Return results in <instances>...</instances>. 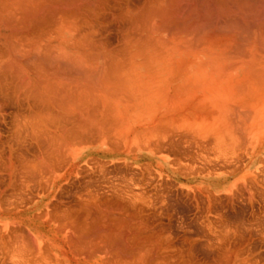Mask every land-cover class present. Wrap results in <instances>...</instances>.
Wrapping results in <instances>:
<instances>
[{"label":"bare ground","instance_id":"1","mask_svg":"<svg viewBox=\"0 0 264 264\" xmlns=\"http://www.w3.org/2000/svg\"><path fill=\"white\" fill-rule=\"evenodd\" d=\"M7 111L17 130L11 136L10 127L9 138L17 134V142L10 143L6 135L7 163L0 171L9 174L6 180L0 174V198L9 195L13 210L38 197L39 176L75 169L77 160L92 154L111 157L107 162L112 169L123 167L131 178L142 169L141 174L147 171L156 182V176L184 179L179 184L183 191L237 188L239 180L229 181L230 176L264 168V0H0V119ZM199 159L212 170L203 162L206 170L197 163L192 167ZM235 160L242 164L234 165ZM185 168L215 177L204 180L207 184L197 182L200 176L186 174ZM146 177L144 183L151 185L154 181ZM135 180L138 194L133 189L124 196L126 190H121L124 200H109L118 208L103 209L108 199L102 200L97 188L75 193L82 196L79 201L75 197L76 207L75 200L70 203L74 198L67 200L72 207H63L66 199L62 206L51 203L44 216L48 221L64 228L79 226L65 242L71 259L35 240L23 226H0V252L23 264H198L183 258L187 251V258L193 259L195 253L188 252L196 247L192 243V249L187 245L185 252L175 251L180 257L175 262L173 251L170 256L161 253L167 241L158 237L162 229L154 225L159 235L147 232L153 224L142 216L162 195L157 189L164 188L160 190L159 182L160 187L146 186L159 198L149 190L145 196L141 179ZM41 182L40 189L46 187ZM64 186L60 189H67ZM117 187L123 189L112 188ZM85 191L94 193L83 197ZM149 193L153 200L147 198ZM143 197L150 205L141 210ZM220 228L227 235L229 229ZM214 229L213 237L219 236ZM228 234L220 239L221 255L200 264H264L245 253L242 242L243 248L230 247L234 240Z\"/></svg>","mask_w":264,"mask_h":264},{"label":"rangeland","instance_id":"2","mask_svg":"<svg viewBox=\"0 0 264 264\" xmlns=\"http://www.w3.org/2000/svg\"><path fill=\"white\" fill-rule=\"evenodd\" d=\"M7 115H4V118H3V120H2V118L0 119V135H1V132L3 133L1 136H0V144H1V150L0 151H5V152H8L7 150V140L8 139H10L9 138V133H8V129H11V128H13V129H11V130H9V132L11 133L10 135L11 136H13L12 134H15L12 130H16L13 126H15L13 123H10V122H12V114H11V112H9V111H7V113H6ZM10 114H11V116H10ZM6 116H9V117H6ZM6 118V119H5ZM8 118H10V120L8 119ZM8 119V120H7ZM1 120H2V122H1ZM7 120V121H6ZM4 122H5V124H4ZM9 122V123H8ZM11 127V128H10ZM4 129V130H3ZM6 129V130H5ZM3 130V131H2ZM4 131H7L6 132V134L4 133ZM12 131V132H11ZM17 131V130H16ZM15 131V132H16ZM8 137H7V136ZM16 136H17V134L14 136L15 137V139H12V137H11V139H12V142L14 143V141L15 142H17V140H16ZM23 136V135H22ZM8 139H7V138ZM3 138V139H2ZM11 139L10 140H8L10 143H12L11 142ZM14 140V141H13ZM2 142V143H1ZM6 143V144H5ZM2 145H6L5 147L3 146L2 147ZM16 146V145H15ZM3 148V149H2ZM1 152L0 153V155L3 153V157H2V160H4L3 162H2V160H0L2 163H0V166H1V170H3V167H4V169H5V162L7 161L6 159H3L4 157L6 158V156H4V155H6L5 154V152ZM2 156V155H1ZM246 156L244 155V158H245ZM174 158V156L172 157V159ZM247 158V157H246ZM245 158V159H246ZM175 159V158H174ZM184 160V159H183ZM205 163V165H207V167H211L210 165H208L204 160H201V159H199V161L198 160H196L195 161V165H194V163H193V166L192 167H197L196 166V163H197V165L198 164H201V165H203V163ZM231 162V161H230ZM238 163V161L237 160H235V161H233L232 163L234 164V163ZM7 163V162H6ZM240 163V162H239ZM237 164V166H239L240 164H242V162L240 163V164ZM229 164V163H228ZM231 164V163H230ZM201 165H199L198 166V168L201 166ZM205 165H203V167L201 168L200 167V169L202 170L203 168V170H206L205 168H206V166ZM234 165H236V164H234ZM213 167V166H212ZM262 167H264V164H263V166ZM262 167H261V169H262ZM109 168L110 169H112L113 168V166H109ZM102 169H105V168H102ZM186 169V168H185ZM196 169V168H195ZM194 169V170H195ZM200 169H196L197 171L198 170H200ZM7 170V169H6ZM116 170H118V169H116ZM193 170V169H192ZM191 169H186L185 171L186 172H188V173H186V174H193V175H198V176H200L199 178H198V181L197 182H207V181H204V180H207V179H213L214 177H210V178H207V177H203V176H201V175H205L204 173H201V172H195L194 170L192 171ZM202 170V171H203ZM212 169L210 168V171H211ZM118 171H120V170H118ZM141 171H143L142 169H141ZM141 171L140 172H136V174L137 175H141V177L139 176H137V175H132V178H131V175L130 174H127V172L125 171V168H123L122 167V169H121V172H126L125 173V176H124V179H123V183H121L122 182V179L121 178H119V177H106L107 179H109V180H111V181H114L115 183H119L120 185L121 184H124V186H128L129 184L130 185H132L133 186V181L137 178H140L141 179V184L143 185V187H140V189L142 190L143 188H145V190H144V192H143V190H142V193H143V195H147L148 194V191L147 190H149V189H147L148 187H146V186H151L152 184L153 185H159V184H161V187H160V185H159V187L161 188L160 190H162V188H164V190H163V192L162 191H159L158 189H157V191L160 193H158L157 191V194H155V196L153 195L154 193H156V192H153L152 193V191H150L149 190V192H151L152 193V195H151V193H149V195H148V199L151 197V196H153L154 198H157L158 196V194L159 195H161V196H159L160 198L162 197V196H164V199H163V197L161 198L162 200H164V201H162V202H164L163 204H162V202L158 199H154V201H153V203H152V201H151V205L152 204H154V205H152V207L151 206H149L150 205V203H148L149 201H148V199L147 198H141V200L140 201H142L141 203L142 204H144L143 205V208H141V210L143 209H145V208H147V206H145V205H148L149 206V208H147V209H149V210H147V215L145 214L146 213V210H144L145 211V213L142 211V213H144L143 215L144 216H142V217H144V219H145V221H146V223L147 224H153L152 226L151 225H149V226H151L150 228H149V226H148V229H146V231L148 232L150 229H151V233H155V231H156V234H158L159 235V230L161 231V229H162V231H163V233H161L160 232V235L162 236V238H161V236L159 235L158 237L161 239V242H165V239L167 240L166 241V244H164V243H162V244H164V245H169V249L170 248H173L172 250H168V248L166 247V246H162V244H161V247H160V250L162 251H160L162 254H168L169 253V251H173L172 253H170V254H172V256H173V258H172V256L170 257V258H172L173 260L172 261H174L175 259H176V257H178V258H180L178 255L180 254V250H181V248H183L182 250L185 252V250L187 249L188 250V247L190 248V249H192L190 246H192L193 245V247H195V248H193L194 250H189L188 252L191 254V252H192V254L193 253H195V255H193L192 257H193V259L192 258H190V259H188L189 258V256H187L188 254H185V253H187V251L185 252V253H183V251L181 252V253H183V256L184 255H186V256H184L183 258L184 259H186V260H193L195 263H198V264H200V263H202L201 261L203 260V262H209L211 259L213 260V259H216V258H218L220 255H221V252H219V249H220V251H221V248H222V246L224 245L223 244V242L220 240V239H222L223 238V236L224 237H226V236H228L229 234H228V231H230V233H231V235H232V238H233V240H234V242H232V239H231V235L229 236L230 237V242L231 243H229L230 244V247H232V248H234L235 246L236 247H240V248H243L244 247V249H245V253H247V254H249V252H250V254L252 253V255H253V258L255 257V259L257 258L259 261H261V262H264V168L262 169V171L260 170L259 172H255V173H252V174H247V175H241V174H239V175H234V176H230L229 177V181H232V180H235V179H238L239 180V184H240V186H238L237 188H233L234 189V191L233 192H231L230 194H226V195H221V196H218V195H215V194H213L211 191H210V189H207V191H205L204 189H201V190H197L196 191V193L194 192V190H192V189H184V191L182 190V188L179 186V184L180 183H185L184 181V179H178V178H176V177H173V178H170L169 180L168 179H166V178H160V177H158V176H156V180H157V182L156 181H154L155 180V177H153L151 174H146L147 173V171H145V172H143L144 173V175H145V177H146V180L145 181H147L149 178V180L150 181H154V182H156V184L153 182H151L152 184L151 185H149L150 184V182L148 181V183H144V175H143V173L141 174ZM215 171V170H214ZM214 171H212L213 173H214ZM216 171H218V170H216ZM215 171V172H216ZM181 172H184V170L182 171L181 170ZM211 172V173H212ZM2 173V174H1ZM8 170L6 171V173H5V170L4 171H0V174L1 175H3V176H0V178L1 177H3L2 179H4V180H6V177H7V179H8ZM184 174V173H183ZM128 175H130V176H128ZM151 175V176H150ZM127 176V177H126ZM133 176H136L135 178L133 177ZM183 176H187V175H183ZM129 177V178H128ZM153 177V178H152ZM114 178V179H113ZM119 178V179H118ZM142 178H143V181H142ZM121 179V180H120ZM134 179V180H133ZM136 179V180H137ZM151 179H154V180H151ZM160 179V181H158ZM165 179H166V181H165ZM128 180V181H127ZM131 180H133L132 181V183H131ZM135 180V181H136ZM167 180L169 181L168 183H167ZM119 181V182H118ZM127 181V182H126ZM163 181H165V183H163ZM126 182V183H125ZM158 182H159V184H158ZM163 183V184H162ZM202 183V184H203ZM126 184H128V185H126ZM189 184H193L192 182L191 183H189ZM141 185V186H142ZM145 185V186H144ZM158 187V186H157ZM36 190H37V188H36V186L34 187ZM137 188V187H136ZM170 188V189H169ZM32 191L34 190L33 188H30ZM217 190H215V191H232L233 189H222V188H216ZM179 190H181V192L179 191ZM186 190V191H185ZM35 191V190H34ZM33 191V192H34ZM37 191H39V190H37ZM145 191H147V192H145ZM191 191V192H190ZM199 191V192H198ZM36 192V191H35ZM162 192V193H161ZM166 194H165V193ZM187 192V193H186ZM186 193V194H185ZM201 193V194H200ZM163 194H165V195H167V196H169L168 198L165 196V195H163ZM197 195V196H199L198 197V200L194 197V195ZM142 195V196H143ZM151 195V196H150ZM167 199H166V198ZM170 197H172V199L170 198ZM194 197V198H193ZM142 199H144V201L142 200ZM145 199H147V203L148 204H146V203H144L145 202ZM19 200V199H18ZM149 200H153V198L151 197V199H149ZM169 200V201H168ZM19 201H21V200H19ZM167 201V202H166ZM197 201V202H196ZM161 203V204H160ZM200 203V204H199ZM141 204V205H142ZM160 204V205H159ZM197 205V206H196ZM200 207H199V206ZM145 206V207H144ZM142 207V206H141ZM150 207H151V209H150ZM197 207H198V209H197ZM208 207V208H207ZM209 207H211V208H209ZM200 208V209H199ZM154 209V210H153ZM152 210V211H151ZM145 215L146 216H148L149 218L151 217V218H153V220H155L156 222L154 223V221L150 218V220L149 221H151V223L149 222V221H147V219H148V217H145ZM147 218V219H146ZM143 219V218H142ZM208 221H210V223L208 222ZM213 221V222H212ZM160 223H162L163 225L161 226V224ZM212 223H216V224H212ZM208 224H210V225H212L211 227H210V225H208ZM223 224V225H222ZM226 224V225H225ZM154 225L157 227V229H158V231H157V229H156V227H155V229H154ZM221 225V226H220ZM228 225V226H227ZM214 226V227H213ZM218 226V227H217ZM225 226V227H224ZM153 227V228H152ZM159 227V228H158ZM161 227V228H160ZM206 227H207V229H206ZM213 227V228H212ZM221 227V228H220ZM230 227H231V230H230ZM211 230H210V229ZM214 228H217V229H214ZM224 229V231H226V229H229V230H227V235H226V233L225 234H223L224 232H223V230H218V229ZM226 228V229H225ZM154 231H153V230ZM209 229V230H208ZM213 229L216 231L217 230V234H220L222 237H219V236H217V235H214V237H213V234H214V231H213ZM234 229V230H233ZM238 232H236V231ZM145 231V232H146ZM212 231H213V233H212ZM149 232V233H150ZM223 232V233H222ZM235 232V233H234ZM211 233V234H210ZM216 233V232H215ZM240 233V234H239ZM155 234V235H156ZM163 234V235H162ZM169 234V235H168ZM205 234V235H204ZM208 234V235H207ZM166 235V236H165ZM212 235V236H211ZM238 235V236H237ZM164 236V237H163ZM168 236V237H167ZM171 236V237H170ZM211 236V237H210ZM215 236H217V238H219L218 239V241L216 240V237ZM166 237V238H165ZM186 237V238H185ZM187 237L189 238V239H187ZM210 239H209V238ZM163 238H165V239H163ZM239 238V239H238ZM168 239H170L169 241H168ZM213 239H215V240H213ZM235 239H237V240H235ZM172 240H174V241H172ZM197 240V241H196ZM213 240V241H212ZM241 240V241H240ZM191 241V242H190ZM193 241H194V243H193ZM212 241V242H211ZM214 241H215V243L217 242H219V241H221V243H220V245H219V247L214 243ZM174 242V243H173ZM190 242V243H189ZM243 244H242V243ZM191 243H192V245H191ZM212 245H211V244ZM213 243L217 246V248L216 247H213ZM240 243H241V246H243L244 244V246L243 247H241L240 246ZM174 244V245H173ZM183 244V245H182ZM185 244V245H184ZM199 244V245H198ZM208 244H210L211 245V249H210V247H209V249L207 248V245ZM223 244V245H222ZM187 245H188V247H187ZM209 245V246H210ZM239 245V246H238ZM1 246V245H0ZM173 246V247H172ZM175 246V247H174ZM181 246V247H180ZM199 248H198V247ZM205 247V248H204ZM0 248H3L2 246L0 247ZM164 248V249H163ZM167 248V249H166ZM175 248H177V249H175ZM186 248V249H185ZM214 248H216V249H214ZM239 248V249H240ZM244 249H242L243 251H244ZM3 250V253H5V249H2ZM177 250V251H176ZM179 250V251H178ZM206 250V251H205ZM241 250V249H240ZM165 251H166V253H165ZM175 251L178 253L179 252V254L177 255L176 253H175ZM191 251V252H190ZM193 251H195V252H193ZM207 252V253H206ZM220 254H219V253ZM242 252V251H241ZM1 253V252H0ZM215 255H214V254ZM218 253V254H217ZM244 253V252H243ZM244 253V254H245ZM247 254H245V255H247ZM249 254V255H250ZM169 255V254H168ZM213 255V256H212ZM248 255V256H249ZM251 255V256H252ZM11 256V255H10ZM13 256V255H12ZM170 256V255H169ZM194 256H195V260H194ZM196 256H197V260L198 261H196ZM216 256H218V257H216ZM3 257V258H2ZM175 257V258H174ZM188 257V258H187ZM0 260L3 262V260H5V264L7 263H11V264H14V263H16L17 262V260L19 261L18 263H16V264H19V263H21L20 261V258L19 259H15L14 257H13V262H10V260L11 259H9V258H12V257H6V256H4L2 253L0 254ZM5 258V259H4ZM9 260H8V259ZM178 258H177V260H178ZM6 259L9 261V262H6ZM15 259V260H14ZM11 260V261H12ZM176 260V261H177ZM209 260V261H208ZM211 260V261H212ZM0 261V262H1ZM171 261V262H172ZM175 262V261H174ZM177 263V262H176ZM2 264V263H1ZM21 264H23V263H21Z\"/></svg>","mask_w":264,"mask_h":264},{"label":"crops","instance_id":"3","mask_svg":"<svg viewBox=\"0 0 264 264\" xmlns=\"http://www.w3.org/2000/svg\"><path fill=\"white\" fill-rule=\"evenodd\" d=\"M90 157H96V158H98V160H96V158H91V159H89ZM103 158V159H102ZM93 159V160H92ZM99 159H100V161L102 162V163H97V161H99ZM94 160H96V162H93ZM111 160V157H103V156H100V155H98V154H92V155H90V156H88L85 160H83V159H79V160H77V164H76V168L75 169H70V170H63L62 172H59V173H55L54 171H51V172H49V171H47V172H49V174H44V175H46V177H48V178H42V177H44V175H42V176H39L38 177V185L37 186H39V188H38V190H39V194H38V197L36 196V198H35V200L33 201V203L32 204H29V205H27L26 207H20L18 210H13L9 205H11L10 204V202H7V199L9 198L8 196L9 195H7V194H4V196L3 197H1L0 198V226L1 227H4L5 226V228H7V229H10V228H14V227H19V228H22V226H23V228H24V231L26 232V233H28L30 236H32L33 238H35V240H37V241H39V242H41V243H43V244H45V245H47V246H50L51 248H53V250H54V252H56V253H58L59 255H60V257H64V256H67V258H70L71 259V257L72 256H74V255H70V253L71 252H69V251H71V250H69L68 251V248H66V245H65V242L66 241H68V240H70L69 238H71L72 236H70V235H72V234H74V232L73 231H76V229H77V227H78V229H77V232H79V226L78 225H75V228H73V227H69V226H66L65 228L62 226H58V223H56V222H53V221H48V219L47 218H45L46 216H45V211L47 212V211H49L50 209H52V207H50V205L52 206V204L51 203H56V204H58V203H60V206H62L63 204H64V206L63 207H65V204L67 205L66 207H72V206H74L73 204H75V202L77 203L78 201H79V197H80V199L82 198V196L78 193V195H76L77 194V192H80L82 189H84V188H89V190L91 189H93L92 191H96V188L99 190V191H96V193L97 194H99L98 196L102 199V200H104L105 198H106V200L108 199V201H107V203H109L108 205H107V203L106 202H104V203H106V204H102L101 206H103L102 208L103 209H108V210H110L109 209V207H112V208H114V206H115V208H118V205H116L113 201H111V202H109V200H116V199H118L117 197H119V199L120 198H122L123 200H124V196H125V194H126V192L127 191H129V192H131V193H133L132 191H130V190H133L134 192L136 191V193H133V194H138L137 192H140V190H138L137 188L135 189V186H124V184H119V183H115L114 181H111V180H108L106 177H110L111 175V177H120V178H122V181H123V176H125V174H124V172H121V171H117L116 169H110V168H107V167H109L110 165L112 166L113 164L112 163H109V162H107V161H110ZM88 161V162H87ZM90 161H92V162H90ZM87 162V163H86ZM103 162H105V163H103ZM109 163V164H107V163ZM94 165H93V164ZM95 163H97V164H95ZM103 165V167L105 168V166H104V164L105 165H107L106 166V171H105V169H103L104 171L102 172V169L100 170V168H103V167H100L99 165ZM84 165H86V168H83V167H85ZM93 165V166H92ZM99 166V169L98 168H96V169H93V168H95V166ZM88 166V167H87ZM79 168H80V170L83 172L84 170V172H83V174H82V172L80 173V170H79ZM82 168V169H81ZM86 170L88 171V173H86ZM110 170H112L111 172H110ZM99 171V172H98ZM108 171V172H107ZM66 172V173H65ZM100 172H102L101 174H100ZM118 173L117 174V176H116V174H114V173ZM52 173V174H51ZM85 173V174H84ZM110 173V174H109ZM113 173V174H112ZM120 173V174H119ZM51 174V175H50ZM72 174L76 177H74V176H72ZM124 174V175H123ZM53 175V176H52ZM58 175H60V176H58ZM88 175V176H87ZM97 175H99V176H97ZM119 175V176H118ZM51 176H52V178H51ZM72 176V177H71ZM101 176V177H100ZM40 177L42 178L41 180L43 181V182H41L42 184L44 183V185L46 184V187H44L43 185V187L41 188V189H43V190H41L40 189V186H41V184H39L40 183V181L41 180H39L40 179ZM71 177V178H70ZM77 177H78V179H77ZM100 177V178H99ZM50 178V179H49ZM91 178V179H90ZM104 178V179H103ZM45 179V180H44ZM49 179V180H51V181H49L48 180V182H50L49 183V185L50 186H48V182H47V180ZM80 179H81V181H80ZM54 180V181H53ZM85 180V181H84ZM101 180V181H100ZM45 181L47 182V183H45ZM72 182V181H74L73 183H72V185H71V183L70 182ZM77 181V182H76ZM105 181V182H104ZM67 182H68V184H67ZM89 182V183H88ZM108 182V183H107ZM67 184V186L68 185H70V186H72L71 188H70V186H68V187H66V185L64 186V184ZM78 183V184H77ZM83 184H85L84 186H83ZM105 184V185H104ZM204 184H207V183H204ZM74 185V186H73ZM116 185L118 186L119 185V187H123V189L122 188H120V190H118L119 188L117 187V189L115 188H112V187H116ZM62 186H64L65 188H67V189H64V188H62V189H60ZM88 186V187H87ZM124 187L126 188V189H124ZM129 187V190H127V188ZM73 188V189H72ZM79 190H77V189ZM107 188V189H106ZM210 188V191L213 193V194H215V195H218V196H221V195H226V194H230L231 192H233L234 191V189L232 190V191H215L212 187H209ZM67 190V192L66 191H64V190ZM70 189V190H69ZM95 189V190H94ZM47 190V191H46ZM60 190L62 191V192H64L63 194H64V196H63V194H62V192H60ZM72 190V191H71ZM84 190H87L88 191V189H84ZM107 190V191H106ZM121 190H126L124 193H123V195H121L122 193V191ZM46 191V192H45ZM71 191V192H70ZM90 192V195H93V194H91V193H94V192ZM74 192V193H73ZM82 192H84V191H82ZM81 192V193H82ZM117 192H119V193H117ZM57 193V194H56ZM66 193V194H65ZM76 193V194H75ZM88 192H86L85 191V195H83V197L85 196H87V197H89L90 195L89 194H87ZM95 193V194H96ZM130 193V194H131ZM46 194V195H45ZM69 194V195H68ZM71 194V195H70ZM84 194V193H83ZM87 194V195H86ZM113 194H115L114 196H113ZM127 194H128V192H127ZM59 195H61V198H60V202H59ZM65 195H66V197H65ZM121 197H120V196ZM42 196V197H41ZM59 196V197H58ZM64 197V200L62 201L61 199ZM73 196V197H72ZM112 196V197H111ZM8 197V198H7ZM56 197H57V199H56ZM68 197H69V199H68ZM75 197H77L78 198V201H76L77 200V198H75ZM124 197V198H123ZM72 198H74V199H72ZM104 198V199H103ZM10 199V198H9ZM9 199H8V201H9ZM65 199H66V201H65ZM72 199V200H71ZM76 199V200H75ZM86 199V198H85ZM118 199V200H119ZM3 200V201H2ZM52 200H55L54 202H52ZM56 200H57V202H56ZM67 200L69 201V200H71L70 201V203L72 202L73 203V200H75L74 201V203L73 204H70L69 202H67ZM65 201V202H64ZM105 201V200H104ZM61 202H64V203H62V205H61ZM121 202H123V201H121ZM69 203V204H68ZM113 203V204H112ZM78 204V203H77ZM77 204H75V207H76V205ZM115 204V205H114ZM68 205H70V206H68ZM139 205V204H138ZM78 206V205H77ZM100 206V207H101ZM139 207H140V205H139ZM11 209H12V211H11ZM76 209H78V207L76 208ZM25 210V211H24ZM115 210V209H114ZM20 211V212H19ZM4 212V213H3ZM43 212V213H42ZM37 213V214H36ZM118 213V212H117ZM40 215V218L38 217ZM45 216V217H44ZM39 218V219H38ZM5 221V222H4ZM49 223H48V222ZM48 223V224H47ZM56 223V224H55ZM92 225V224H91ZM7 226V227H6ZM21 226V227H20ZM88 226V225H87ZM0 227V228H1ZM89 227H90V225H89ZM60 228H64V231H62ZM71 228H73V229H71ZM55 229V230H54ZM75 229V230H74ZM60 230V231H59ZM62 231V232H61ZM60 232V233H59ZM76 232V233H77ZM75 235H77V234H75ZM93 235H89V237H92ZM69 237V238H68ZM47 243V244H46ZM56 245V246H55ZM68 251L69 253H63V251ZM66 261V260H65ZM70 264H75V263H73V262H71Z\"/></svg>","mask_w":264,"mask_h":264}]
</instances>
